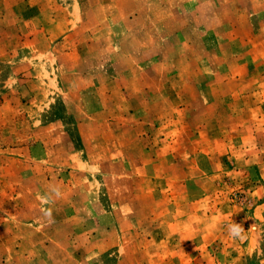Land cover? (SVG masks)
<instances>
[{
	"label": "rangeland",
	"instance_id": "374dc122",
	"mask_svg": "<svg viewBox=\"0 0 264 264\" xmlns=\"http://www.w3.org/2000/svg\"><path fill=\"white\" fill-rule=\"evenodd\" d=\"M0 264H264V0H0Z\"/></svg>",
	"mask_w": 264,
	"mask_h": 264
}]
</instances>
